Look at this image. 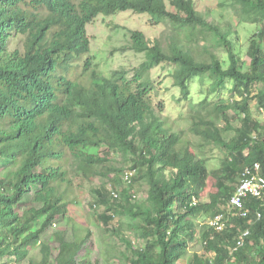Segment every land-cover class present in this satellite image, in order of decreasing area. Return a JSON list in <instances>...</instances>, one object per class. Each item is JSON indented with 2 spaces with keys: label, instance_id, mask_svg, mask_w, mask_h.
Instances as JSON below:
<instances>
[{
  "label": "trees",
  "instance_id": "1",
  "mask_svg": "<svg viewBox=\"0 0 264 264\" xmlns=\"http://www.w3.org/2000/svg\"><path fill=\"white\" fill-rule=\"evenodd\" d=\"M232 6L243 21L253 22L254 12L264 21V0H232ZM127 10L168 29L153 45L133 31L132 48L146 55L134 78L125 67L105 75L89 56L88 24ZM208 16L194 0H0V264H100L77 257L95 234L71 216L82 182L98 177L107 184L91 191L97 233L112 232L130 248L114 254L106 242L108 264L118 256L130 264H264L261 200L249 198V216L231 217L223 230L198 222L203 214L228 212L245 166L260 162L264 170V137L252 136L264 124L251 103L264 112V26L244 60L232 23ZM209 41L225 48L227 66ZM163 63L173 66L180 101L190 99L197 77L212 79L209 94L232 80L234 95L192 104L190 126L181 128L151 100V71ZM227 132L234 135L227 139ZM191 134L226 151L223 172L196 153ZM116 154L131 162V181ZM210 177L218 190L206 201ZM137 183L147 185L141 201L133 194ZM123 215L133 218L128 226L144 246L133 244L122 223L116 228L115 217ZM246 229V245L234 250ZM33 241L38 249L26 247Z\"/></svg>",
  "mask_w": 264,
  "mask_h": 264
},
{
  "label": "rangeland",
  "instance_id": "2",
  "mask_svg": "<svg viewBox=\"0 0 264 264\" xmlns=\"http://www.w3.org/2000/svg\"><path fill=\"white\" fill-rule=\"evenodd\" d=\"M199 10L209 13V20L216 19L221 24L230 22L237 31L233 35L235 47L240 51L244 60L248 59V49L251 38L257 33L260 26H264V21L256 12L252 13L253 22L243 21L240 19L232 6V0H194ZM262 24V25H261ZM88 35L91 39V51L89 56L93 57L95 67H97L103 74L111 75L115 69L125 67L129 70L128 76L134 78L137 68L145 61V53L137 52L132 48V33L135 30L143 31L147 39L153 45L157 38H163L168 27L164 23H156L151 20V16L147 13H137L132 10L118 11L111 15H99L92 22L88 24ZM166 41V40H165ZM204 41L201 42L203 44ZM209 46L214 49L217 54L224 60L225 65L228 63V54L225 48L216 42L209 41ZM247 67V66H246ZM173 66L169 64H161L152 69L151 78L155 82L156 89L151 93V100L156 111L162 115L168 116L177 122L181 128L190 126L189 110L192 104L199 103L202 99L208 98L212 102L219 100H230L234 95L233 81L227 80L225 88L220 89L212 94H209V88L212 85V79L207 77L204 81L200 78H194L190 84L191 96L188 100H182L180 88L174 84L173 80ZM254 116L264 124V112L256 105V101L252 100ZM234 124L238 126L240 123L238 119ZM234 135L233 132L225 133V137L230 139ZM196 153L207 160L208 166L211 169L224 171L223 163L226 158V151L221 147L206 143L200 137L191 134ZM116 164L125 167V172L129 169L131 162L126 160L119 154H116ZM124 171V170H123ZM122 172V175L125 174ZM115 174L112 173L111 177ZM107 184V178L98 177L94 180H85L79 187L78 193L80 203L71 206V216L79 224H88L94 236L89 239L80 253L78 258L90 256L93 260H99L100 264H108L102 256L104 249L107 246H112L106 242H112V253L120 254L121 251L129 252V246L119 236H115L112 232L106 231L105 236L97 233L96 212L91 204V191L100 186ZM121 189V186H119ZM218 190V182L215 177H210L208 187L205 191L204 200L210 199V194ZM133 194L136 195L138 201L143 200L147 196V185L137 183ZM135 197V196H134ZM27 200L31 198L29 195ZM22 206L21 208H23ZM22 211V210H21ZM210 214H203L199 217L198 222L203 224L211 220ZM44 217H41L36 223L35 227H39L43 222ZM133 221L132 217L117 216L114 223L116 228L119 223H122L121 231L127 234L133 244L137 246H144L143 238L139 237L135 230L128 226ZM38 241H33L26 247L38 249ZM8 264H15L14 261H9ZM23 264H28L24 261ZM109 264H130L123 260L121 256L113 258ZM179 264H188L186 259L179 261Z\"/></svg>",
  "mask_w": 264,
  "mask_h": 264
},
{
  "label": "built area",
  "instance_id": "3",
  "mask_svg": "<svg viewBox=\"0 0 264 264\" xmlns=\"http://www.w3.org/2000/svg\"><path fill=\"white\" fill-rule=\"evenodd\" d=\"M260 135L264 137V129L260 130V134L254 132L252 136L254 140H257ZM134 173V170H129L126 172L124 178L131 181ZM118 196V193H115V197ZM251 197L261 200L264 204V170L263 165L260 162L245 166L238 178L236 190L226 206L228 212L221 211L215 214L209 221L210 225L219 230H223L226 228V224L231 217L238 215L248 217L250 209L247 207V201ZM196 203L197 200H194V204ZM256 216L257 219H260L262 218V213L260 211H256ZM250 234V229L244 230L237 240L234 250L244 247Z\"/></svg>",
  "mask_w": 264,
  "mask_h": 264
}]
</instances>
